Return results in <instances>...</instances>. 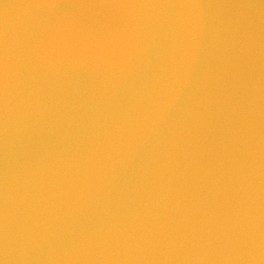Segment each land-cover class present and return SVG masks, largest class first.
I'll use <instances>...</instances> for the list:
<instances>
[{"label": "water", "instance_id": "water-1", "mask_svg": "<svg viewBox=\"0 0 264 264\" xmlns=\"http://www.w3.org/2000/svg\"><path fill=\"white\" fill-rule=\"evenodd\" d=\"M0 264H264V0H0Z\"/></svg>", "mask_w": 264, "mask_h": 264}]
</instances>
